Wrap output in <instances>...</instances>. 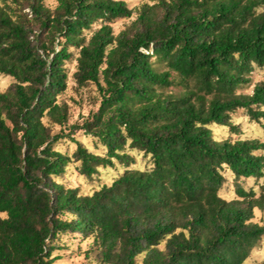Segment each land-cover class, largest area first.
I'll list each match as a JSON object with an SVG mask.
<instances>
[{
	"label": "trees",
	"instance_id": "trees-1",
	"mask_svg": "<svg viewBox=\"0 0 264 264\" xmlns=\"http://www.w3.org/2000/svg\"><path fill=\"white\" fill-rule=\"evenodd\" d=\"M154 1L0 0V74L13 79L0 91V264H54L65 232L92 237L100 264H256L264 192L242 180L264 177V140L233 139L231 114L264 128V79L240 91L264 67V0ZM74 50L75 81L95 85L98 105L53 132L68 121L58 96ZM66 138L70 155L55 147ZM71 162L86 178L125 168L85 194L62 182ZM228 178L233 199L220 195Z\"/></svg>",
	"mask_w": 264,
	"mask_h": 264
},
{
	"label": "rangeland",
	"instance_id": "rangeland-1",
	"mask_svg": "<svg viewBox=\"0 0 264 264\" xmlns=\"http://www.w3.org/2000/svg\"><path fill=\"white\" fill-rule=\"evenodd\" d=\"M43 2L50 9L55 8L57 5V0H43ZM154 2V0H127V4L131 8H137L143 3L153 4ZM135 16L136 14L134 13L131 18L114 21L111 24L113 32L116 34L120 30L128 27L135 19ZM99 26V23L94 24L90 30L85 32V35L89 37ZM73 52L72 59L66 64L68 75L67 88L58 96V101L67 105L68 121L63 125L51 124L50 126L53 132L67 133L72 124L80 123L90 112L95 111L98 105L99 94L95 85L89 83L80 86L75 81L73 73L76 70L75 57L77 56V52L76 50ZM250 79V83L242 88L240 90L241 92L250 93L253 85L264 79V67H255L250 74ZM12 82L13 79L11 77L0 74V91H5ZM231 121L239 127V133L232 135L233 139L257 138L261 141L264 140V128L258 123L250 121L244 110L238 109L233 112L231 114ZM212 131L215 137L219 139L230 137L226 127L214 125L212 126ZM73 137L91 151L102 152V147L99 145L96 146L89 136L83 134L82 130L74 132ZM55 147L59 151L70 155L74 150L75 144L66 138L56 143ZM133 154L136 159L134 166L144 168L147 164L146 159L136 152ZM77 165V162L69 163L62 182L66 186L77 187L80 192L85 194L91 193L103 184H110L125 168L118 164L113 167H99L96 174L91 178H86L79 174L76 168ZM242 185L246 189L252 186L258 195L261 191L264 192V177L260 178L258 182H254L253 179L242 180ZM220 195L225 199H233L236 197L230 178H228L227 183L221 189ZM252 221L259 224L263 223L264 211L255 209ZM55 242L58 248L54 251V256H56L54 264H100L97 257L96 245L92 237H82L76 232H65L60 233ZM247 261L256 264L264 263V236L252 250Z\"/></svg>",
	"mask_w": 264,
	"mask_h": 264
}]
</instances>
